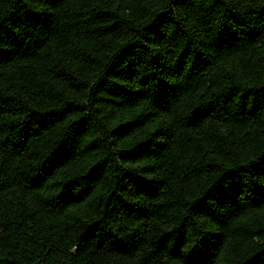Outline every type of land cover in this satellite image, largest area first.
Returning <instances> with one entry per match:
<instances>
[{"label": "trees", "instance_id": "16d2710c", "mask_svg": "<svg viewBox=\"0 0 264 264\" xmlns=\"http://www.w3.org/2000/svg\"><path fill=\"white\" fill-rule=\"evenodd\" d=\"M0 264H264V0H0Z\"/></svg>", "mask_w": 264, "mask_h": 264}]
</instances>
